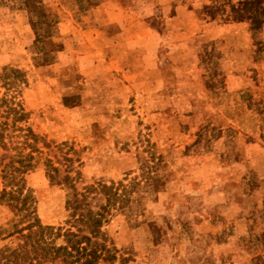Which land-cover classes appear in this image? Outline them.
Returning <instances> with one entry per match:
<instances>
[{"label":"rangeland","instance_id":"rangeland-1","mask_svg":"<svg viewBox=\"0 0 264 264\" xmlns=\"http://www.w3.org/2000/svg\"><path fill=\"white\" fill-rule=\"evenodd\" d=\"M34 4L0 0V114L36 137L14 179L0 150V251L47 227L15 264H64L89 210L97 264H264V0Z\"/></svg>","mask_w":264,"mask_h":264},{"label":"trees","instance_id":"trees-1","mask_svg":"<svg viewBox=\"0 0 264 264\" xmlns=\"http://www.w3.org/2000/svg\"><path fill=\"white\" fill-rule=\"evenodd\" d=\"M30 3H28V0H23V5L32 7L33 11L39 12L42 14H39L40 17H42L43 21H46L49 17L48 14H43V8L41 6H38L37 4H34V0H29ZM40 41H35V43H38ZM2 103V101H1ZM2 107V104H0V108ZM12 110L10 108H4L1 112L3 115L0 114V150H14V153L10 155L8 158V162L3 165L1 175L2 178L9 177L10 179H14L13 175H9L4 172V169L7 167H11L13 171L22 173L24 172L28 167H31V164H29V161L33 159L30 152L26 155H23L21 152V149H23V146H26L27 140H32L35 142L36 137L33 134L27 133L24 134L23 140L21 142H13L10 141L9 138L10 135H7L5 132L8 128H12L14 126V121L11 119V121L8 122V116ZM2 119V120H1ZM20 131V129H17ZM16 138V137H15ZM31 150L37 152L35 148H33L32 144H28ZM28 159V160H27ZM26 161V162H25ZM13 162L17 163L16 167L13 166ZM52 172V174H47V177L49 180H52L54 178V174L56 172V169L51 167L49 168ZM101 219L102 215L98 214L97 212H91L89 210H86L84 214L78 215V222L81 223L86 227V229L89 230L90 234L89 236L84 235H75L70 232H66V240L67 243L65 247L62 249V253L64 255H67V260H62L64 264H75L78 262V260L83 259L81 264H97L99 260H104L105 258H111L114 259V256L110 254V250H107L103 243L98 244L93 241L89 242L91 237L98 236L99 227L101 225ZM44 230H49L47 227L43 228H36L30 233L29 240H24L21 246L17 247L10 253H4L0 251V264H15L18 260H24L29 258H37V257H44V254H40L38 250L41 251L40 247V240H42L43 232ZM72 240L71 238H74ZM83 244L84 246H81ZM89 246V249L87 247ZM112 250V249H111ZM43 251V250H42ZM105 254V255H102ZM46 254V253H45ZM57 257V253H55ZM64 255L62 257H64Z\"/></svg>","mask_w":264,"mask_h":264}]
</instances>
